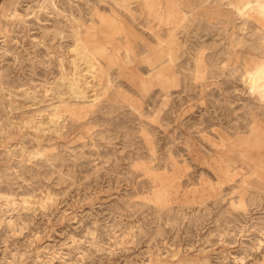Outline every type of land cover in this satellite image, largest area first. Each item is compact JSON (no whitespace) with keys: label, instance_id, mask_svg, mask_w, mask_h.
<instances>
[{"label":"rangeland","instance_id":"obj_1","mask_svg":"<svg viewBox=\"0 0 264 264\" xmlns=\"http://www.w3.org/2000/svg\"><path fill=\"white\" fill-rule=\"evenodd\" d=\"M0 264H264V0H0Z\"/></svg>","mask_w":264,"mask_h":264},{"label":"bare ground","instance_id":"obj_2","mask_svg":"<svg viewBox=\"0 0 264 264\" xmlns=\"http://www.w3.org/2000/svg\"><path fill=\"white\" fill-rule=\"evenodd\" d=\"M78 81V80H77ZM74 83V82H73ZM76 88V87H75ZM78 90V89H77ZM79 91V90H78ZM61 117V116H60Z\"/></svg>","mask_w":264,"mask_h":264}]
</instances>
